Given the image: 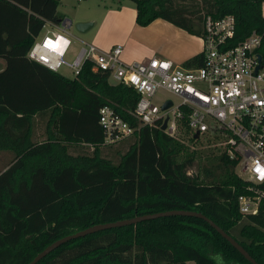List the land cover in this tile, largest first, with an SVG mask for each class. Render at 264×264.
Instances as JSON below:
<instances>
[{"label":"trees","instance_id":"1","mask_svg":"<svg viewBox=\"0 0 264 264\" xmlns=\"http://www.w3.org/2000/svg\"><path fill=\"white\" fill-rule=\"evenodd\" d=\"M135 21L165 19L203 35V18H235L236 44L263 36L264 0H130ZM60 0H0V151L13 152L0 171V264H28L55 240L95 224L172 209L197 211L264 264V203L255 215L237 208L242 180L225 153L189 173L195 150L158 127L141 126L114 156L104 144L99 109L110 106L132 126L139 95L85 63L68 78L27 58L46 21L60 23ZM200 5V7L198 6ZM203 11V15H196ZM194 15L196 21L194 22ZM203 53L186 60L200 66ZM191 142H199L193 138ZM119 141V142H121ZM117 143V142H116ZM204 179H201V175ZM252 264L209 223L170 216L72 239L36 264Z\"/></svg>","mask_w":264,"mask_h":264},{"label":"built area","instance_id":"2","mask_svg":"<svg viewBox=\"0 0 264 264\" xmlns=\"http://www.w3.org/2000/svg\"><path fill=\"white\" fill-rule=\"evenodd\" d=\"M202 25L203 61L196 67L159 57L125 63L122 45L101 49L84 40H79L81 46L69 59L74 37L67 18L60 23L46 21L45 34L35 39L27 58L54 72L66 67L73 77L90 62L91 70L108 73L111 83H124L136 91L139 97L133 116L137 126L110 106L99 109L106 145L132 136L141 126L161 129L165 120L166 128L161 130L171 137L185 135L212 142L236 161L235 173L243 182V192L237 197L239 213L255 215L264 203V58L259 53L263 36L253 31L230 45L235 35L232 14L217 19L205 15ZM160 91L178 102L166 97L157 105L154 98ZM168 100L171 105L162 109Z\"/></svg>","mask_w":264,"mask_h":264},{"label":"crops","instance_id":"3","mask_svg":"<svg viewBox=\"0 0 264 264\" xmlns=\"http://www.w3.org/2000/svg\"><path fill=\"white\" fill-rule=\"evenodd\" d=\"M63 1L60 0L59 6ZM122 2L120 1V6L109 5L104 7L100 24L91 35V42L101 49H108L116 44H120L122 45L121 58L124 61L132 62L159 57L168 59L179 65H183L186 60L202 52L203 42L201 37L190 34L186 30L162 18H156L147 26H140L135 21V5L132 6ZM59 6L57 9L58 13L63 18H67L72 22L69 15L62 12ZM77 17L81 19L80 16ZM78 21H88L91 24L84 31L95 28V21L93 19ZM71 35L74 37V40L70 48V55H74L78 50L75 48V41L82 39L74 36L72 33ZM0 65V68L4 66L3 59H0ZM2 152L6 157L3 164L5 169L11 163L14 154L9 150H3Z\"/></svg>","mask_w":264,"mask_h":264},{"label":"rangeland","instance_id":"4","mask_svg":"<svg viewBox=\"0 0 264 264\" xmlns=\"http://www.w3.org/2000/svg\"><path fill=\"white\" fill-rule=\"evenodd\" d=\"M120 1H123L124 4H130L134 6V3L130 0H64L62 4L59 6V8L62 9V12L69 15V18L72 19V26L69 29L70 32L76 36L81 38L82 40L86 42H91V35L94 33V31L97 29V26L100 24L101 14L103 12V9L105 6H120ZM178 3L185 4L187 6H193L195 4V0H176ZM200 7V5H198ZM196 15H203V11H200V13H197ZM196 15H194V22L198 23L196 21ZM80 16L81 19H79ZM93 19L95 21V28L89 29L88 31H80L77 28L78 20H90ZM85 22V21H82ZM79 22V23H82ZM85 23H88L85 22ZM45 34V28H42L40 32V36H43ZM143 38V36H141ZM75 48L78 49L81 46V43L79 41H75ZM69 59L73 58V55H68ZM122 59V58H121ZM123 62L129 63L128 61ZM141 61V60H136ZM1 66V65H0ZM60 74H62L65 77L72 78V74L66 67H62L59 69ZM171 97L175 103L178 102V100L170 95L169 93L165 91H160L156 93V96L154 98L155 103L158 105L162 98ZM180 140L188 145L190 149H193L197 153V158L193 163V166L190 169V173L197 174L201 173V169L204 166L209 167L211 163L216 159L218 155L221 154V149L216 147L212 142L210 141H199V142H191L188 140L187 136L182 135L179 137ZM125 141L117 142L110 148V155H112L113 159L116 161L117 157L114 156V153L117 149L123 147L125 144ZM5 155L2 151H0V171L4 169L3 164L5 161ZM235 171V169H234ZM236 171H238L236 169ZM201 175V174H200ZM201 179H204L201 175ZM189 264H195L193 261H190Z\"/></svg>","mask_w":264,"mask_h":264},{"label":"water","instance_id":"5","mask_svg":"<svg viewBox=\"0 0 264 264\" xmlns=\"http://www.w3.org/2000/svg\"><path fill=\"white\" fill-rule=\"evenodd\" d=\"M91 24L90 23H79L77 25V28L80 31L86 30ZM171 105V101L168 100L164 103L162 106V109H166ZM166 120L164 121L163 125L161 126V129L164 130L166 128ZM195 138H198V133L194 135ZM170 216H194L197 218H201L205 220L207 223H209L223 238H225L235 249H237L249 262L252 264H258L257 261L247 252V250L244 249V247L236 240L234 239L230 234H228L225 230H223L221 227H219L216 223H214L211 219L206 217L204 214L197 212V211H191V210H183V209H172V210H166V211H159L155 213H149L144 215H138L131 218L126 219H120L112 222L107 223H100L95 224L90 227H87L85 229H82L80 231H77L73 234L66 235L64 237H61L48 246H46L42 251H40L28 264H36L41 259H43L45 256H47L49 253H51L53 250L61 246L62 244L76 238L84 237L86 235L96 233L98 231L111 229V228H117L122 226H128V225H135L142 221L152 220L156 218L161 217H170Z\"/></svg>","mask_w":264,"mask_h":264},{"label":"snow or ice","instance_id":"6","mask_svg":"<svg viewBox=\"0 0 264 264\" xmlns=\"http://www.w3.org/2000/svg\"><path fill=\"white\" fill-rule=\"evenodd\" d=\"M133 79H135V78H133ZM257 171L259 172V171H261L259 168H257Z\"/></svg>","mask_w":264,"mask_h":264}]
</instances>
